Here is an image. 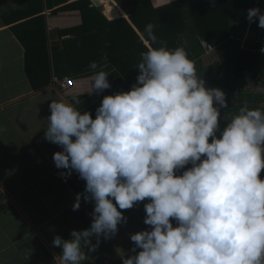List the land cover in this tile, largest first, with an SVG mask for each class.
Returning <instances> with one entry per match:
<instances>
[{"label": "clouds", "instance_id": "9594fccd", "mask_svg": "<svg viewBox=\"0 0 264 264\" xmlns=\"http://www.w3.org/2000/svg\"><path fill=\"white\" fill-rule=\"evenodd\" d=\"M247 19L264 28L259 7ZM153 28L136 81L104 95L94 118L77 97L49 104L44 139L62 149L59 175L85 181L73 211L81 198L94 203L89 228L52 244L62 264H84L85 248L127 222L122 210L147 201L149 227L130 235L131 254L119 250L122 264H264V109L244 105L221 127L225 92L206 87L185 49L158 42ZM105 67L90 63L92 93L111 88Z\"/></svg>", "mask_w": 264, "mask_h": 264}, {"label": "crops", "instance_id": "0c3cea01", "mask_svg": "<svg viewBox=\"0 0 264 264\" xmlns=\"http://www.w3.org/2000/svg\"><path fill=\"white\" fill-rule=\"evenodd\" d=\"M74 1L0 0V264H62L61 249L53 246V238L70 239L72 230L91 225L93 202L81 198L80 208L73 211L85 181L75 172L67 180L59 175L67 170L55 166L53 155L62 149L44 139L51 100L77 97L81 100L78 107L91 111L94 118L104 95L129 90L133 84L111 62L119 55L118 44L95 52L90 46L96 41L88 36L74 40L72 31L84 22L81 6L66 7ZM90 1L88 7H96L108 20L125 17L142 37L117 0H101V4ZM152 1L156 6L179 2L184 30L174 34L176 47L185 49L206 87L225 92L228 107L220 110L221 127L244 105L264 109V53L260 51L264 28L258 27V21L234 22L230 38L212 46L198 34L193 15V7L201 0ZM256 7L264 11V0H258ZM101 20L94 24L108 28ZM143 51L139 49L136 57L131 51V58L127 57L131 59L133 80ZM71 54L75 59H105L98 64L111 72V88L92 93L93 70L89 66L74 69ZM66 75L72 80L68 91L53 85L55 78ZM146 202L122 210L127 222L118 225L111 239L101 238L94 252L85 248L89 259L84 264H122L119 250L131 254L134 242L130 235L149 227L143 222ZM92 243H96L95 236Z\"/></svg>", "mask_w": 264, "mask_h": 264}, {"label": "trees", "instance_id": "16d2710c", "mask_svg": "<svg viewBox=\"0 0 264 264\" xmlns=\"http://www.w3.org/2000/svg\"><path fill=\"white\" fill-rule=\"evenodd\" d=\"M117 1L127 11L129 18L141 34H144L145 27L151 23L154 25L153 32L158 42L166 43L169 48L176 47L174 34L184 30L182 10L178 1H171L157 6L152 0ZM257 2L258 0H201L199 5L193 7L198 34L205 37L212 46L225 42L230 38L232 24L248 20V10L256 7ZM90 3V0H77L66 5V7L81 6L80 10L84 19L83 25L74 29L71 33L76 37L74 40L76 42L79 41L81 35L88 36L90 40L96 41V44L93 42L92 48L90 46V49L95 52H102L104 49L111 48V45L114 47V45L118 44L117 51L119 55L117 57L119 58L114 57L111 62L134 83L136 80H133L130 75L132 71L131 59H129L131 58L130 53L133 51L135 53L134 57H136L139 49L143 48L146 50L147 46L125 17L118 20H108L96 7H88ZM100 20L105 23L104 27L108 28L94 24V22ZM118 25H124V28ZM44 50L47 51V48L44 47ZM27 52H29V48ZM70 59L74 69H83L88 67L93 61L100 63L105 60L103 58L95 59L94 57L90 59H75L73 54L70 55ZM134 68L138 69L136 65ZM135 73L138 74V71ZM260 175L264 178V172Z\"/></svg>", "mask_w": 264, "mask_h": 264}, {"label": "built area", "instance_id": "2783aa9c", "mask_svg": "<svg viewBox=\"0 0 264 264\" xmlns=\"http://www.w3.org/2000/svg\"><path fill=\"white\" fill-rule=\"evenodd\" d=\"M53 85L63 91H68L72 86L71 77L69 75L62 78L57 77L54 79Z\"/></svg>", "mask_w": 264, "mask_h": 264}, {"label": "water", "instance_id": "95a60500", "mask_svg": "<svg viewBox=\"0 0 264 264\" xmlns=\"http://www.w3.org/2000/svg\"><path fill=\"white\" fill-rule=\"evenodd\" d=\"M95 2L97 3V4H101L102 2H101V0H95ZM110 18V17H109ZM118 18V17H117Z\"/></svg>", "mask_w": 264, "mask_h": 264}]
</instances>
